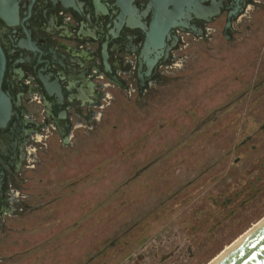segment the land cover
<instances>
[{
	"label": "rangeland",
	"instance_id": "rangeland-1",
	"mask_svg": "<svg viewBox=\"0 0 264 264\" xmlns=\"http://www.w3.org/2000/svg\"><path fill=\"white\" fill-rule=\"evenodd\" d=\"M234 27L106 93L69 146L43 140L0 264H208L264 220V0Z\"/></svg>",
	"mask_w": 264,
	"mask_h": 264
},
{
	"label": "flooded vegetation",
	"instance_id": "flooded-vegetation-1",
	"mask_svg": "<svg viewBox=\"0 0 264 264\" xmlns=\"http://www.w3.org/2000/svg\"><path fill=\"white\" fill-rule=\"evenodd\" d=\"M256 1L0 0V226L48 139L69 146L106 93L147 91L184 48L229 39Z\"/></svg>",
	"mask_w": 264,
	"mask_h": 264
},
{
	"label": "water",
	"instance_id": "water-1",
	"mask_svg": "<svg viewBox=\"0 0 264 264\" xmlns=\"http://www.w3.org/2000/svg\"><path fill=\"white\" fill-rule=\"evenodd\" d=\"M3 110L6 121L11 114L8 97ZM217 264H264V223Z\"/></svg>",
	"mask_w": 264,
	"mask_h": 264
},
{
	"label": "bare ground",
	"instance_id": "bare-ground-1",
	"mask_svg": "<svg viewBox=\"0 0 264 264\" xmlns=\"http://www.w3.org/2000/svg\"><path fill=\"white\" fill-rule=\"evenodd\" d=\"M264 223V220L261 221L257 226H255L252 230H250L247 234L243 237L239 238L230 248L221 256L215 258L208 264H217L221 259H223L228 253H230L235 247H237L242 241H244L248 236H250L258 227H260Z\"/></svg>",
	"mask_w": 264,
	"mask_h": 264
}]
</instances>
